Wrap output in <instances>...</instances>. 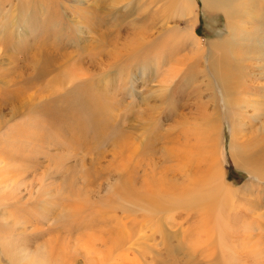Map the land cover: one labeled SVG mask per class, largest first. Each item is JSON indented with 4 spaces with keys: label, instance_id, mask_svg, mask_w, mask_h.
I'll return each instance as SVG.
<instances>
[{
    "label": "rangeland",
    "instance_id": "1",
    "mask_svg": "<svg viewBox=\"0 0 264 264\" xmlns=\"http://www.w3.org/2000/svg\"><path fill=\"white\" fill-rule=\"evenodd\" d=\"M73 1L29 0L23 6L20 0H0V93L10 90L14 104L23 101L29 105L83 86L96 94L105 91L117 102L109 121L116 138L100 141L89 150L80 148L74 153L51 146L49 157L44 158L45 152H38L39 144L24 133L27 140L21 147L35 149L37 160H49L38 169L31 163L36 161L35 156L12 164L23 172L17 178L22 187L17 192L25 197L21 203L0 193V211L3 208L9 213L12 206V212L20 206L25 211L18 213L25 220L24 227L10 237L16 247L12 251H24L19 254V264L40 255L46 259L45 264H73V258H58L59 248L65 245L72 252L76 250V264H232L230 254L225 260L213 256L220 252L217 236L210 244L212 234L204 227L200 212L183 202L186 194H196L204 180L213 181V175L218 178L219 174L216 186L220 192L215 206L223 208L221 214L232 223L218 226L216 214L213 219L214 225L224 231V243L239 250V261L233 264H264V176L240 168L235 159L242 155L241 147L249 138L264 136V57L258 60L254 56L259 55L252 52L254 45L264 50V42L257 37V32L261 34L264 29L253 20L248 23L243 19L250 38L242 45L222 48L220 53L226 54L230 63L242 67L235 80L239 91H231L233 98L225 100L219 76H214L208 64L210 44L231 39V24L223 13L207 11L201 0ZM97 15L103 16L100 25L95 23ZM230 22L236 26V21ZM117 40L118 46L126 44L127 50L137 47L130 53L117 51L112 55L110 41ZM44 41L50 46L44 48L50 69L37 79L38 68L43 67L41 59L46 55L39 56ZM145 42L152 47L142 50L138 44ZM247 85L253 94H248ZM254 104L258 106L252 107ZM237 106L243 112L237 111ZM6 109L8 114L11 105ZM77 112L81 111L72 110ZM37 115L10 120L8 127L0 131V138L8 139L5 136L11 127L16 124L24 128ZM104 118H94V122L103 125L108 121ZM63 135L68 137L67 133ZM200 143L212 147L213 158L220 165L209 178L208 161L203 163ZM5 144L0 145L5 152H16L12 143ZM59 156L63 158L60 170L52 163ZM123 177L134 183L127 199L115 195ZM64 178H73L79 190L80 225L71 238L61 207L56 202L43 205L50 194L46 199L38 191L40 182H46L49 191L56 188V180L60 187ZM31 183L34 189L29 194ZM64 192V198L70 194L69 190ZM226 192L229 198L225 199L222 195ZM63 200L66 209L71 201ZM152 210L158 215L156 226L145 218ZM130 215L134 222L123 218ZM14 219L8 220L17 224ZM124 220H129L127 228ZM105 233L110 238H103ZM1 237L0 260L13 264L5 257Z\"/></svg>",
    "mask_w": 264,
    "mask_h": 264
},
{
    "label": "bare ground",
    "instance_id": "2",
    "mask_svg": "<svg viewBox=\"0 0 264 264\" xmlns=\"http://www.w3.org/2000/svg\"><path fill=\"white\" fill-rule=\"evenodd\" d=\"M5 1L10 2V0H5ZM20 1L23 4V6H26L27 5L26 3H28L29 0H20ZM201 1L203 2L204 8L207 11H210V12L215 11V12L223 13L226 16L228 24L229 25L231 24V26H230V35H231L230 38L231 39H229L228 41L226 40L225 42H222V43L220 42V43H218L219 45L216 43L210 44L212 51L209 52L210 54H209V63H208L209 67H210L209 69L214 74V76H216V77L219 76L220 88L223 91L222 93H223L225 100H228L227 97L233 98V97H231V95H229L231 91H235V92L239 91L238 90V84L236 83L235 80L237 77H239L238 74H240L242 72V70H241L242 67L237 66L236 64L230 63V60L227 57V55L226 54L222 55L220 52L222 51V48L225 45H232L234 43H238V44L242 45L243 42L246 41V38H250L249 33L247 32V29H246V24L242 23L241 20H243V19L247 20L248 23H249V20H250V22H251V20H253V24L255 23V24L259 25L260 27H262V29H264V0H201ZM208 6L210 7L211 10L209 9ZM101 17L103 18V16H101ZM101 17L98 16L97 18H99V19H97V18L95 19V23L97 25H100L101 23H103ZM252 17H253V19H251ZM231 20L236 21V23H235L236 26H234L233 23L230 22ZM144 31H145V28H144ZM134 35L139 36V33H135ZM257 37L264 42V32H262L261 34H259V32H257ZM118 40L116 42L110 41L112 49H113L112 51L110 50L112 55L117 54V51H118V54L126 52V51H128L130 53L131 51L134 50L133 48L136 46V45H134L133 48H131V50H127V48H125L126 44H124V47L118 46V44H117ZM40 45H41L40 46L41 47L40 48L41 54L39 56L43 57L46 54V52H44V51H47L44 48L45 47L48 48L49 42L44 41ZM138 46H141L142 50H144L145 48L148 49V48L152 47L151 44H150V46H148L147 42L140 43V44H138ZM155 46L156 45H154V48H155ZM49 48H50V46H49ZM252 50H253L252 52H254V53L256 52L259 55L258 57L254 56V58L260 60L259 59L260 57H264V50H260L255 45H254V49H252ZM47 56L48 55L46 54L41 59V62H42L41 66H43V67L38 68L39 71H38L37 76H36L37 79H40V78L42 79L47 74V70L49 72L50 68H47V66H48V57ZM224 62H226V64H224ZM184 64L185 63H183V65ZM186 70H187V68H186ZM66 75L67 76H73V75H71V73H68ZM61 80H63V79L61 78ZM58 81L59 80H57L56 82H58ZM239 84L242 85V83H240V82H239ZM28 85H27V87H28ZM250 87L248 88V85L246 86V88L248 90L250 89ZM28 89H29V87H28ZM21 92H22V90H21ZM43 92H44V90L42 91V93ZM253 93L254 92H252V88H251L249 90L248 94H253ZM0 94L3 95V96L0 95V131L3 130L4 127H8V125L10 124V120H12V119H17L20 117L23 118V117H26L32 113H34L36 115L38 114L37 115L38 117H35L33 120L28 121L29 124H25L26 126L24 125L25 126L24 128H21L20 125H16V124L13 126V128L11 127L10 133L5 136L8 139H5L4 137H3V139L0 138V145L2 143L5 144L6 142H8V144L12 143L13 146L15 147V150H16V152H13V149H12V151L5 152L3 149L0 148V193H2V195H5L6 198L8 197L7 199L10 201H14L16 203L17 202L21 203L22 200L25 199L24 196H20V192L19 193L17 192V191H20V188H22L20 185V180H18L17 178H18V176L22 175L23 172L20 173L21 168L16 166V165H12V164L17 163V162H25L26 160L28 161V160L32 159L33 156H35L36 161L33 162V160H32L31 163L34 165V167L36 169H38L39 166L45 165L46 164L45 162H47L49 160V159L45 160V161H42V160L40 161V159L37 160V157L39 155H36L34 153L35 149L31 148L30 146L25 147V148L21 147V144L25 143V141L27 140V138H25V136H24V133L29 138V140L39 144L40 148L38 149V152L39 153L45 152L43 154L45 156L44 158L49 157L47 150L51 146L64 147V148H67L68 150H70L72 152H74V151L76 152V151H79L80 148H86V150H89L94 145H97L100 141H104V140L112 139V138L114 140V138H116L117 133H115V134L112 133L111 125H110L109 121L112 119L111 112H112V109L115 108V105L117 106V104H115L117 102L115 101L116 99H114L115 102H113V99H112L113 97H111V95L109 93H105V91H104V93H101V94L97 93L96 94L91 90V88H88V87L84 88L83 86H81L80 88L73 90L72 92H68L67 94H64V95L60 94V96L57 95L55 97H52V99L48 98L49 99L48 101L42 100V102L40 101V103L39 102L29 103V105H27L23 101L15 102V104H14V102L12 101V91H10V90H4ZM112 96H113V94H112ZM241 103L242 102H240V105H241ZM232 104H233V101H232ZM10 105H11L10 112L8 114H5L4 111L7 110L6 107L7 106L9 107ZM257 106H258L257 104H254L252 107H257ZM237 107H238L237 111L243 112V110L239 108L240 106H237ZM73 109L80 110L81 112L72 113ZM101 116L105 117L106 120H108V121H106L105 124H103V125H98L94 122V118L101 117ZM90 120L92 121V124L87 123ZM65 133H67L68 137L63 135ZM88 136H91V140L87 139ZM128 137H130V136L128 135L127 138ZM11 139H12V141H11ZM248 140L249 141L244 142L243 146L241 147L242 148L241 150H243L242 155L237 156V158H235L238 162V166L240 168L249 170L250 172H252L254 175H256L258 177L264 176V136L253 137V138H249ZM148 143H150V140ZM12 144H10V145H12ZM127 146H128V142H127ZM252 148L255 150H252ZM200 149L203 150V163H205V162L207 163V161H208L207 165L209 168V170H208V173H209L208 178H209L210 174H213L215 168L218 170V166H220V165H219V162L216 160V157H215V159L213 158V155H215V154L212 150V147H210V145L203 146L200 143ZM129 152H131V150ZM127 157H128V155H127ZM53 160H52V163L55 165L56 168H59V170H60V165L62 164L63 158L61 156H59ZM179 160H180V157H179ZM26 170L29 171L30 169L26 168ZM34 172H37V170H35ZM205 173H207V170H205ZM213 176L215 178V179H213V181H212V179H210L209 181L204 180L198 186V188L195 191L196 194H191V193L186 194L184 199H183V202L188 207H192L194 212L195 211H197L198 213L200 212V217L202 218V222L204 224V227L209 228L208 234L209 233H210V235L212 234L211 237L209 236L210 238H209L208 242L210 244L213 242L212 240H214L215 237L217 236L216 244L220 247V252L214 253L213 256H215V257L219 256V258H223V260H225L224 258L230 254L232 256V262L231 263L233 264L236 261L237 262L239 261V259H238V251L239 250L237 251V247L235 245L233 247V246L229 245L227 242L224 243V241H223L224 231L221 230V228H218V227H216V225H214V219H213L214 214H216V217H217L216 219L218 220V222H217L218 226H222V225H224V223H227L228 225H230L232 222L230 223V220L228 218H225L224 217L225 215L221 214V212L223 211V208L219 209L215 206V204L217 203V202L215 203V200L218 198L217 194L220 192V190H219L220 188H218L216 186L217 182H218L216 179H218L220 177V174H219L218 178L216 177V175H213ZM75 182L76 181L73 178H71V180L64 178V180L61 181L60 187H58L59 185H58L57 180H56V184H54L56 186V188L55 189L51 188V190H49V191L47 190V187L45 186L46 182L43 181V182H40L38 184V186H39L38 191L41 192L42 197L47 199L49 197V194H50V199L46 200V201L44 200L42 204L44 205L45 203H50V202L55 204V202H56L59 205V208L61 207V209H62L61 211L65 215L64 219H63V221H64L63 223L65 224V226H67L66 232H67L68 238H71L72 234H74L77 231L78 226L80 225L79 217H77V216H79L78 210H80L79 204H78V201H80L79 190L77 188V182H76V185H75ZM59 184H60V182H59ZM65 184H67L68 186L64 187ZM34 187H35V185H34ZM33 189L34 188H33L32 183H31L30 187L27 188V190H29V194L32 192ZM66 190L67 191L69 190L70 194L66 195L64 198L63 197L65 195L64 191H66ZM116 191L118 193L115 195L121 196V197L127 199V195H130L134 191L133 181L128 180L127 178L123 177L122 181H121V185L118 188H116ZM224 192L225 191H223V193ZM222 196H224L225 199L229 198L227 196V192ZM75 197H76V200H75ZM6 198L4 197L3 201H5ZM63 199L71 201V204L66 209L62 206V203H61L62 201H64ZM24 204L25 205L27 204V200L24 201ZM220 204H222V203H220ZM2 205H3V207L5 206L4 203ZM194 206H196L195 209H194ZM81 207H82V205H81ZM12 208H13V206H12ZM12 208L10 210L8 209L9 213L3 212V208L0 211V229H2L0 231V235L3 236V237H1L3 239L1 246H2V249L4 251L5 257H8L10 259L11 263L19 264V262H20L19 254H21L24 251H23V249H22V251L20 249V250H18V253L13 252L12 247H14L15 249H16V247L12 246L10 237H12L11 236L12 233L17 231L18 228H22V225L24 227L25 220H22L18 216V213L25 212V211H24L23 207H21V206L19 208H15L13 212H12ZM123 209H124V205H123ZM124 211H125V209H124ZM151 212H154L153 215L151 214ZM151 212H149L148 214H150V215L147 214L145 216V218L147 219V221L150 224L156 226V224L158 222V219H157L158 215L156 214L157 212L155 210H152ZM3 213L8 214L7 217H5V215ZM80 213L83 214L82 211H80ZM12 217L15 218L14 220L17 222V224L14 221L8 220L9 218H11V220H12ZM123 218L124 219H130L133 222L135 221V218L131 215L123 217ZM220 220H221V222H220ZM5 222H6V224H4ZM13 222L15 224H13ZM124 222H125V220H124ZM127 222H129V220ZM127 222H125L123 224V226L126 225V228H127ZM119 225H120V223H119ZM123 226H122V228H123ZM119 228L120 227H118V229ZM114 230H116V229H114ZM116 231H118V230H116ZM126 231H128V229ZM118 232H120V231H118ZM63 233H65V232H63ZM113 233L114 232H112L111 234L113 235ZM213 233H215L216 235L214 236ZM118 234H120V233H118ZM118 234H116L117 239L119 238ZM90 236H92V235H90ZM104 236L110 238V236H107L106 233H105V235H103V238H104ZM206 236H208V235H206ZM113 237H114V235H113ZM113 237L111 238V240L114 239ZM96 239H95L96 241L101 242L100 238H96ZM95 240H94V242H95ZM106 240H107V238H106ZM111 240H109V241L112 242ZM123 242L125 243L126 241L123 240ZM123 242L121 243L122 245L124 244ZM114 243H113V245H114ZM72 244L73 243H71V245ZM87 251H89V250H87ZM110 251H112V250H110ZM240 252H242V251H240ZM89 253H90V251H89ZM58 255H59L58 258H62V260L64 259L65 261H70L71 258H73L74 259L73 264H76L75 263V259H76L75 258L76 250L75 249L72 252L71 249L68 250L67 246L65 245L62 248V250H60V248H59ZM241 255L243 256V254H241ZM37 257L38 256H36L35 258H26L25 260H27V259L28 260L25 262V264H45L46 259L42 258L41 255H40V257H38V258ZM22 258H24V257H22ZM91 259L94 260V258H91ZM230 260H231V257H230ZM98 263H100V262H98ZM0 264H3L1 260H0ZM95 264H97V263H95ZM226 264H230V263H226ZM242 264H246V263L242 262Z\"/></svg>",
    "mask_w": 264,
    "mask_h": 264
}]
</instances>
